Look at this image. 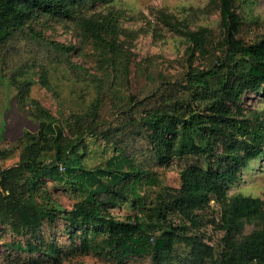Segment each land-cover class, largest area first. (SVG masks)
<instances>
[{
  "label": "trees",
  "instance_id": "trees-1",
  "mask_svg": "<svg viewBox=\"0 0 264 264\" xmlns=\"http://www.w3.org/2000/svg\"><path fill=\"white\" fill-rule=\"evenodd\" d=\"M112 1L0 0V70L18 84L22 101L32 82L20 79L34 66L42 69L44 84L49 66L58 64L91 79L98 89L90 111L73 115L67 128L36 102L39 129L24 132L26 145L16 165L4 167L0 149V227L28 235L27 250L55 259L59 247L45 243L44 228L62 222L78 242L74 253L108 256L118 264L144 256L152 264L175 259L182 264H264V200L228 194L243 171L264 155V109L244 105L247 93L264 95V34L253 42L238 38L237 0H218L222 52L207 67L168 73L156 57L137 61L107 37L115 30L110 14H89L97 3ZM41 15L73 21L109 71L102 76L90 72L72 60L73 45L49 40L31 27ZM185 35L193 51H204L207 30ZM121 81L128 90L125 99L113 91ZM94 136L103 137L115 152L105 165L88 168L83 162L86 138ZM187 157L196 162L181 171L180 187L165 186L154 167ZM48 180L69 182L82 199L71 208L45 203L37 190ZM123 203L135 209L127 219L112 214ZM248 225L255 229L245 236ZM209 226L223 233L219 251L209 243ZM182 247L188 248L186 254H179Z\"/></svg>",
  "mask_w": 264,
  "mask_h": 264
},
{
  "label": "rangeland",
  "instance_id": "rangeland-1",
  "mask_svg": "<svg viewBox=\"0 0 264 264\" xmlns=\"http://www.w3.org/2000/svg\"><path fill=\"white\" fill-rule=\"evenodd\" d=\"M235 10L241 19L237 37L246 42L258 40L264 34V0H237ZM88 11L101 18L110 14L115 21V30L107 37L114 38L137 61L156 57L160 68L168 73L180 74L191 65L207 67L222 52L224 33L220 27L218 0H113L110 4L99 2ZM30 25L49 40L73 45L72 60L84 65L90 72L102 76L109 71L99 62L95 44L80 38L73 21L41 15ZM201 29L208 32L206 47L202 52L193 51L185 32ZM48 70V84L42 82L39 66L29 67L27 75L20 79L32 82L25 101L21 100L18 84L9 78L7 70H0V149L4 154L1 161L4 167L18 163L26 145L24 132L36 133L39 129L40 120L34 114L36 102L48 109L57 123L67 128L73 115L90 111L98 99L97 85L91 79L78 78L58 64H51ZM114 85V93L125 99L128 96L125 82ZM244 105L264 109V95L249 92L244 98ZM114 152L103 137H87L83 162L88 168H96L105 165ZM194 162L196 160L192 157L176 158L168 166L154 167L153 170L165 186L177 188L181 185V171ZM157 192V188H153L152 195L156 197ZM236 193L264 200V155L254 160L238 182L229 188V195ZM37 196L45 203L56 202L66 208H71L82 199V193L66 181L40 182ZM134 213L135 209L129 203L112 209V214L122 219ZM51 226L47 224L44 228V241L47 245L57 244L60 252L56 259L48 253L30 252L27 250L28 235L17 234L9 226H1L0 264H118L108 256L74 253L78 242L70 238L64 224L61 222L55 229ZM254 229L255 226L248 225L244 235ZM207 233L213 239L209 243H215L219 251L218 241L223 233L211 226L207 228ZM187 250L182 247L178 252L186 254ZM124 264H152V261L149 256L133 257ZM167 264L182 262L175 259Z\"/></svg>",
  "mask_w": 264,
  "mask_h": 264
}]
</instances>
